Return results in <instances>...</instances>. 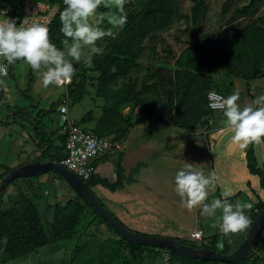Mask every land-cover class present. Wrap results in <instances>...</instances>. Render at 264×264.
I'll return each mask as SVG.
<instances>
[{"label":"crops","instance_id":"crops-1","mask_svg":"<svg viewBox=\"0 0 264 264\" xmlns=\"http://www.w3.org/2000/svg\"><path fill=\"white\" fill-rule=\"evenodd\" d=\"M75 62L72 60L71 63ZM30 73L33 77L29 78L28 87L19 85L18 89L21 93L26 91L24 96H28L33 101L32 108L26 104L22 94L14 96L16 92L10 86L6 88L5 81L4 83L0 81V113H2L0 128H8L6 129L8 135L16 138L20 147L25 150V157L18 159L17 166L31 157L34 160L46 158L57 160L54 157L57 153L67 155L64 145L66 136L62 129L63 114L60 109L63 104L68 103V115L73 123L80 124L88 131L97 133L112 143L119 142L121 146L120 149L113 148L94 160L97 175L111 181L115 180L116 162L119 158H121V165L127 177L131 175L135 167L139 166L138 172L133 176L135 182H126L122 188L113 191L101 184L92 187L95 195L122 223L126 224L125 219L129 220L133 217H140L141 221H149L148 219L157 214L159 221H163L166 216L178 221L179 227L193 225L191 230L202 228L205 236L219 233V229L217 230V227H220L219 209L210 216H203L199 210L200 206L192 209L184 207L181 204V198L175 192V173L186 162L194 163L205 175L213 170L217 173L214 186L203 203H211L215 198L224 199L225 197L221 194L229 189L232 195L239 192L245 195L243 204L248 202L247 199H253V195L257 196L258 201L264 202V188L260 184L259 176L251 173L247 166L248 145L241 148L238 143L232 141L233 130L223 124L226 119L223 115L224 111L214 112L206 122L204 130H199L202 129L200 127L188 129L183 125L178 126L170 120L171 112L166 111L164 116H161L160 102L146 95L151 94L154 88H160V85L156 88L152 83L151 89L143 93V96L149 103H154V111L149 121L139 122L133 119V114L123 118L120 111L123 105L128 104L130 107L127 109L132 110L133 108L137 112V108L140 107L136 106L132 99H130L132 103L129 99L115 103L106 95L100 96L97 90H95L96 94L90 93L85 83L82 89L77 91L78 98L74 97L76 92H71L75 86L70 88L69 85H56L58 89L61 87L58 91L51 90L48 86L43 87L42 91H37L38 87H41L38 83L39 73L31 68ZM1 75L0 72V77ZM239 77L230 74L226 84L228 87L225 86V91L222 92L225 93L226 98L233 93H238L239 98L236 103L243 108L249 103L248 99L240 97L242 96L241 91L236 90L237 86L242 88L244 83ZM82 81L84 79L80 83ZM247 83L250 84L248 94H251V90L254 91V83L245 80V84ZM162 88L161 86L160 89ZM8 93L10 102L5 104V96ZM161 93V98L166 99L167 95L164 91ZM243 95L245 96L244 92ZM255 106L260 105L255 104ZM137 115L139 118V113ZM130 123L133 125L128 127ZM18 124L20 125L19 130H12ZM33 128L38 129L35 132ZM219 129L223 130L219 132ZM32 131L34 135H31ZM45 137L49 138L50 145L49 143L43 145L46 143L42 141ZM40 144L41 147H39ZM51 145L52 148H50ZM254 151L259 165H262L264 163V138L259 143H254ZM16 165L4 167L6 169ZM40 175L45 176L43 180L45 182L52 179V185L56 181V183L69 186L56 172L51 171ZM70 188L73 193L74 190L71 186ZM189 215L191 217L188 219Z\"/></svg>","mask_w":264,"mask_h":264},{"label":"rangeland","instance_id":"rangeland-1","mask_svg":"<svg viewBox=\"0 0 264 264\" xmlns=\"http://www.w3.org/2000/svg\"><path fill=\"white\" fill-rule=\"evenodd\" d=\"M25 1H27V3L31 2V0H0V10L10 8L8 6L3 7L5 3L20 5ZM125 2L133 3L134 6L138 7L140 3H142V0H126ZM249 2L250 0H179L176 5V11L172 18L171 25L163 31L154 33L145 40L144 51L137 59L140 65L137 68L132 69L126 78H119L114 90L119 92L124 84L131 78L137 80V89L140 90L142 89V83L145 76L150 74L151 77L147 79V82L149 81V84L153 83L156 88L160 85V88L162 86L164 90L163 88H154L150 92L151 94L148 93L146 95H150L151 99L158 103L160 102L161 116H164L166 111L169 110L168 106L164 104L163 98H161V92L164 91V93L167 94L168 92L175 91L178 93L177 91L182 89L183 86L181 83L183 81V70L180 66L187 65L190 69L191 75L190 91L197 92L200 89L204 91L206 89L205 86L209 85H211L209 88L210 91H225V86H227L226 84L229 81L230 74L226 67L220 63V54L207 50L204 47V43L211 37V35L225 31L239 37V46L247 49L256 61L259 73L250 80L254 83V91L251 90V94H248L249 87L247 86L246 88L247 84H245L243 77H239L244 81L243 87H236V90L241 91L242 93V96L240 97L248 99L249 104H246V106L256 108L257 106L253 103L255 100L254 97L257 98L264 95V62L261 51L263 43H258L257 46H252L249 43L245 44L243 40L244 38L242 37V31L250 24L258 23V19L264 15V1L250 14L234 16L236 9L244 7L249 4ZM56 5L59 6L58 3H56ZM101 5L105 6L103 2ZM196 5H198L199 8L197 13L194 14L193 7ZM110 7L115 8V5L111 4ZM99 13L104 14L99 27L104 29L111 28L112 26L108 23L107 15L112 12L106 14L100 10ZM99 18V16L93 17L90 22H95V20ZM0 19H2L1 14ZM116 30L117 29H113L115 33ZM107 38L108 37H104L101 40H98L96 42L97 46L102 49ZM63 47L65 48L64 44ZM96 54L97 53L92 55L91 63H85L83 60L72 63L75 69L72 82L78 84L84 79L88 91L93 94H96V77L98 72L90 70V67ZM30 68L31 66L23 60H17L14 64L8 66L9 74L6 76L1 75L0 81L1 83H4L5 81V87L9 88L10 86L16 92L14 96L22 94V97L25 98L26 104H29V107L32 108L33 101L28 96H24L26 91L24 90L21 93L18 89L19 85L28 87L29 78L33 77V74L30 73ZM38 79V83L41 87H38L37 91H42L44 86L42 84V75L40 73L38 74ZM49 87L51 90L55 89L56 91L61 88L59 87L58 89L56 85H49ZM243 92L245 96L243 95ZM174 96L175 95L173 94V108L169 112L172 113L170 119L177 120L178 118L174 115V105L176 103V98ZM74 97L78 98V92L75 93ZM129 101L131 102L130 99ZM9 102L10 94L8 93L5 96V104H9ZM128 107H130V105L126 104L120 109L124 116L123 118L127 116L129 117L133 114V119L138 121L144 116L143 112H140V108H137L136 112L133 108L132 110L127 109ZM1 109L3 110L2 106ZM52 112L53 111H51V113ZM192 112L193 111L191 110L185 111L182 125L188 129H197L198 124L196 125V122L200 121L198 127L202 129L199 130H204L206 124L202 121L207 118L203 116L198 119L192 116ZM137 113H139V118ZM1 114L2 113H0V115ZM194 125H196L195 128H193ZM19 128L20 125L18 124V126L13 127L12 130L16 131V129L19 130ZM6 129L8 128H0V176H2V173L5 171L6 165H16L18 159H23L25 157V150L20 147L19 142L15 140L16 138L12 137L10 134L8 135ZM37 129L38 128H33L32 130L36 132ZM31 135H34L33 131L31 132ZM117 145H119V142ZM117 145L113 148L120 149L121 146L117 147ZM44 178L45 176L43 175L19 178L11 183L1 200L2 209L11 205L22 193L33 195V200L38 205L43 223H48L52 218L51 208L48 206L49 203L53 204L58 202L65 205L71 198H76L84 205V207H86L85 214L79 221L73 238L63 241L60 244H50L49 246L42 247L38 252L28 254L4 264H171L170 254L166 250H148L144 253L142 261L139 251L126 245L124 247L121 246V250L115 249V245L110 244L108 238L113 236V238L119 239V236L115 234L113 230H110L105 222H101L99 217L94 214L90 207L85 206L84 202L74 192L75 190L72 188L74 191L72 190L73 193H71L70 185H62L59 184V182L56 183V181H54V184L52 185V179L45 182L43 181ZM64 180L65 179L62 181ZM256 197L257 196L253 195V199H247L248 202L246 205H248V207H252L253 204L255 205L258 201ZM155 215L156 216L151 218L152 220L148 219L149 221H141L140 217H133L129 220L125 219V226L130 230L143 234L177 237L181 240H187L198 244L201 243V240H193L190 238L193 225L179 227L180 223L178 221L166 216L163 219V223V221H159L157 214ZM118 216L120 218V215ZM190 217L191 216L189 215L188 219ZM218 229L220 234L223 233L220 230V227H217V230ZM256 251L264 258V240L259 242L256 246ZM173 264L185 263L179 259H174ZM216 264L223 263L216 262Z\"/></svg>","mask_w":264,"mask_h":264},{"label":"trees","instance_id":"trees-1","mask_svg":"<svg viewBox=\"0 0 264 264\" xmlns=\"http://www.w3.org/2000/svg\"><path fill=\"white\" fill-rule=\"evenodd\" d=\"M47 1H50L53 4H59L58 13L50 24L49 38L50 41L57 47V49L63 51V41L65 37L60 31V14L65 9L64 0ZM178 1L179 0H142V3H140L138 7L134 6L133 3L125 2L124 12L127 16V20L124 27L116 30L114 37L107 38L104 46L102 47V51L95 55L90 67V70L98 72L96 77L97 93L100 96L106 95L109 100H112L115 103L125 102L128 99H132L134 104L141 108V111L144 115L140 120H138L139 122L149 121L154 111V103H149L147 98L143 96V93L148 92L153 86V84H149L147 82V79L150 78V75L145 76V79L142 83V89L140 90L137 89V80L132 78L124 84L119 92H116L114 87L117 85L119 78H126L132 69L137 68L140 65L137 59L144 51L145 40L154 33L163 31L171 25ZM263 1L264 0H250L249 4L242 8L236 9L234 16L236 17L250 14ZM7 6L15 10L17 7H20L21 4L15 5L5 3L3 5V7ZM100 6L97 9V13L102 10L106 14H109L116 10L110 6ZM198 8V5L193 7L194 14L197 13ZM242 34L245 44L249 43L252 46H257L258 43H263L261 51L264 62V15L258 19V23L250 24L249 26L245 27L242 31ZM239 43V37L222 31L220 33L211 35V37L204 43V47L207 50L220 54V63L226 67L229 74L243 77L249 82L255 77V75H258L259 70L254 57L247 49L240 47ZM180 67L183 70V81L181 83L183 86L182 89L177 91L178 93L175 91L168 92L166 94V102L165 99H163V102H165V104L168 106V110L171 111L173 108V94L175 95L174 97L176 98V106L174 105V115L178 119L170 120L173 121L174 124L181 126L185 111L191 110L193 111L192 116L198 119L200 117L202 118L203 116L206 117L207 119L202 121L206 124V121H209L214 113L208 107V92L211 85L205 86L206 89L204 91L201 89L197 92L190 91V69L187 65H181ZM72 83L69 85V87L72 88L75 86L74 89L71 90L73 93L82 89L81 87L84 85V81L78 84ZM247 86L250 87L249 83H247ZM199 122L200 121H197L196 125H199ZM132 125L133 124L130 123L128 127H131ZM196 125H194L193 128H195ZM42 141L46 142L43 144L44 146L48 143L50 145V140L48 137H45V139H42ZM254 143L255 142L248 144L247 166L251 173L259 176L261 186L264 188V163L259 165L254 151ZM39 147H41V144ZM52 147L53 146L51 145L50 148ZM54 157L60 161L66 157V154L57 153V155ZM11 169L12 168L7 167L2 173V176H0V179ZM138 170L139 166L135 167V169L132 170L131 175L127 177L125 175L124 168L121 165V158H119V160L116 162L117 176L115 180L111 181L107 178H102L95 173L89 180H86L85 183L89 186V188H92L97 184H101L110 190L115 191L124 187L126 182H135L133 176L138 172ZM18 179H15L11 183ZM11 183L4 189L0 198V264L19 259L34 252H38L40 248L49 246L50 244H60L63 241L73 238L75 235V229L82 216L85 214L86 207H84L80 201H78L76 198H71L66 202L65 205H62L58 202L54 204L49 203L48 206L51 208L52 218L48 223H43L38 205L33 200V195L21 193L18 199L14 200L11 205L5 209H2L1 200L4 196V193L6 192V189L11 185ZM76 194L84 202L85 206H88L92 209V207L86 203L78 193ZM244 196L245 195L242 192H239L235 195L227 197V199L233 203H235L237 200L243 203ZM247 208H244L243 211L248 216L250 223L245 229L239 232L229 233L227 235L224 233H217L212 236L204 235V237L201 239V243L199 244L187 240H181L177 237L175 238L185 244L193 245L195 247L206 246L218 252L230 253L242 243L251 224L257 217L258 213L264 208V202L260 200L255 205L253 204L252 207ZM93 212L99 217L101 222H105L106 226L119 236V239H115L113 236L109 237L108 240L110 241V244H114L115 249L117 250H121L120 247H124L126 245L134 250L139 251L142 261L144 253L148 250H166L170 254L171 264L174 263V259H179L185 264H216V262L223 264H233L220 260H204L202 258L186 257L167 249L134 243L122 237L113 226L107 223L94 210ZM112 214L114 215V213ZM263 236L264 225L251 251L240 264H264V258L261 257L256 251V246L259 244V242L264 240Z\"/></svg>","mask_w":264,"mask_h":264},{"label":"clouds","instance_id":"clouds-1","mask_svg":"<svg viewBox=\"0 0 264 264\" xmlns=\"http://www.w3.org/2000/svg\"><path fill=\"white\" fill-rule=\"evenodd\" d=\"M102 2L105 7L114 4L116 9L107 15L108 23L112 26L108 29L99 27L104 14H98L97 9ZM64 4L65 9L60 14V31L65 37L63 51L57 49L50 41L45 25L32 23L25 27L7 16L0 19V58L8 64L23 60L34 72L42 75L45 88L70 82L75 71L71 61L83 60L85 63H91L92 55L102 51L96 42L104 37H114L116 33L113 29L123 28L127 20L124 12L125 0H64ZM96 16L100 18L90 22L91 18ZM238 98L239 94L233 93L223 100L221 106L226 117L223 124L233 130L232 141L243 148L252 142L259 143L264 138V95L253 101L254 104L260 105L256 108H241L236 103ZM216 179L217 173L214 170L205 175L194 163L186 162L175 173V192L184 207L192 209L200 206L199 210L203 216H210L219 209L218 220L220 230L224 234L245 229L250 220L243 209L248 205L239 200L233 203L227 199L232 195L230 189L222 192L224 199L215 198L211 203H203Z\"/></svg>","mask_w":264,"mask_h":264},{"label":"water","instance_id":"water-1","mask_svg":"<svg viewBox=\"0 0 264 264\" xmlns=\"http://www.w3.org/2000/svg\"><path fill=\"white\" fill-rule=\"evenodd\" d=\"M31 158L25 163L12 168L0 179V198L7 185L15 179L22 177H35L42 173L51 171L56 172L67 181V183L83 198L85 202L92 207L97 214L113 226L122 237L134 243L167 249L186 257L202 258L204 260H220L228 263L240 264L251 251L264 225L263 208L251 224L242 243L230 253L218 252L206 246L195 247L193 245L185 244L173 237L143 234L130 230L123 223H121L100 201L92 189L89 188V186L79 176H77L72 170L65 167L62 163L49 158L40 160H34Z\"/></svg>","mask_w":264,"mask_h":264},{"label":"built area","instance_id":"built-area-1","mask_svg":"<svg viewBox=\"0 0 264 264\" xmlns=\"http://www.w3.org/2000/svg\"><path fill=\"white\" fill-rule=\"evenodd\" d=\"M3 10V11H2ZM59 6L50 1L45 0H31V2L25 1L20 7L15 10L10 8H4L0 10L2 19L8 17L15 20L20 25L27 27L32 23H40L50 28V24L56 14L58 13ZM3 15V16H2ZM0 72L2 75L8 74V66L6 60L0 58ZM72 82L66 84H60L59 86L69 85ZM226 96L218 91L211 90L208 92V107L212 111H222L224 108L221 106ZM63 114V130L65 131L66 141L65 148L67 150V156L60 162L72 170L82 180H89L93 174H95V167L93 162L96 158L105 154L113 149L117 143H112L105 138L97 135L94 132L88 131L80 124L73 123L69 118V104L65 103L60 109ZM223 129H219L221 132ZM120 145H117V147ZM205 233L202 228L193 229L190 233V238L193 240H201Z\"/></svg>","mask_w":264,"mask_h":264}]
</instances>
